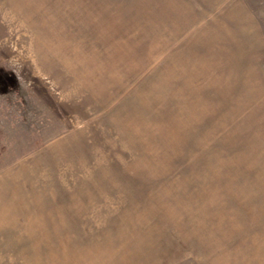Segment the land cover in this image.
Returning <instances> with one entry per match:
<instances>
[{
    "label": "rangeland",
    "instance_id": "1",
    "mask_svg": "<svg viewBox=\"0 0 264 264\" xmlns=\"http://www.w3.org/2000/svg\"><path fill=\"white\" fill-rule=\"evenodd\" d=\"M0 264H264V0H0Z\"/></svg>",
    "mask_w": 264,
    "mask_h": 264
}]
</instances>
